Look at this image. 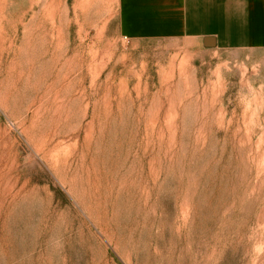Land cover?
I'll use <instances>...</instances> for the list:
<instances>
[{"label": "rangeland", "instance_id": "rangeland-1", "mask_svg": "<svg viewBox=\"0 0 264 264\" xmlns=\"http://www.w3.org/2000/svg\"><path fill=\"white\" fill-rule=\"evenodd\" d=\"M120 12L0 0V264H264V49Z\"/></svg>", "mask_w": 264, "mask_h": 264}, {"label": "crops", "instance_id": "crops-1", "mask_svg": "<svg viewBox=\"0 0 264 264\" xmlns=\"http://www.w3.org/2000/svg\"><path fill=\"white\" fill-rule=\"evenodd\" d=\"M125 38L264 49V0H119Z\"/></svg>", "mask_w": 264, "mask_h": 264}, {"label": "water", "instance_id": "water-1", "mask_svg": "<svg viewBox=\"0 0 264 264\" xmlns=\"http://www.w3.org/2000/svg\"><path fill=\"white\" fill-rule=\"evenodd\" d=\"M207 47H215L214 45H211L210 43L207 45Z\"/></svg>", "mask_w": 264, "mask_h": 264}, {"label": "bare ground", "instance_id": "bare-ground-1", "mask_svg": "<svg viewBox=\"0 0 264 264\" xmlns=\"http://www.w3.org/2000/svg\"><path fill=\"white\" fill-rule=\"evenodd\" d=\"M78 66V65H77ZM75 83V82H74ZM72 90V89H71Z\"/></svg>", "mask_w": 264, "mask_h": 264}]
</instances>
